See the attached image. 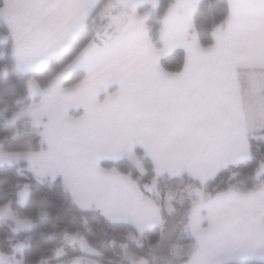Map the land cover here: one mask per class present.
Listing matches in <instances>:
<instances>
[{
	"label": "snow or ice",
	"instance_id": "6c2138e0",
	"mask_svg": "<svg viewBox=\"0 0 264 264\" xmlns=\"http://www.w3.org/2000/svg\"><path fill=\"white\" fill-rule=\"evenodd\" d=\"M0 264H264V0H0Z\"/></svg>",
	"mask_w": 264,
	"mask_h": 264
}]
</instances>
